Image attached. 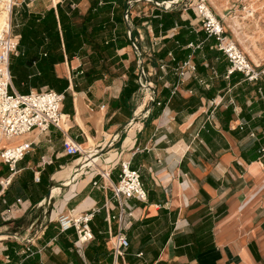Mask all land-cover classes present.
I'll list each match as a JSON object with an SVG mask.
<instances>
[{
    "label": "crops",
    "instance_id": "obj_1",
    "mask_svg": "<svg viewBox=\"0 0 264 264\" xmlns=\"http://www.w3.org/2000/svg\"><path fill=\"white\" fill-rule=\"evenodd\" d=\"M126 1L122 13L115 0H15L12 89H52L65 99L62 129L0 135V150L31 143L0 185V264H107L106 251L114 264L109 227L114 234L118 225L106 217L119 210L111 185L121 160L139 171L147 198L121 201L131 212L129 247L116 264H264V78L228 74L215 39L213 53L197 40L175 60L178 43L165 39L181 26L155 33L146 20L155 8L132 15L137 1ZM69 16L87 33L70 58ZM95 29L99 36L89 37ZM109 41L113 53L98 57L93 46ZM255 59L264 65V53ZM65 136L85 148L83 163L62 153ZM10 175L0 159V180ZM93 209V239L79 248L75 229L61 231L57 216Z\"/></svg>",
    "mask_w": 264,
    "mask_h": 264
},
{
    "label": "built area",
    "instance_id": "obj_2",
    "mask_svg": "<svg viewBox=\"0 0 264 264\" xmlns=\"http://www.w3.org/2000/svg\"><path fill=\"white\" fill-rule=\"evenodd\" d=\"M14 5L15 0H0V11L5 10L9 13L8 25L0 30V132L6 138L20 136L35 130L41 133L47 132L52 126L62 129L60 122L63 123L61 112L65 99L64 93H59L52 89L30 91L25 94L17 93L12 89L9 57L16 50L18 44V39L11 33L10 26V18ZM155 5L161 7L158 2H155ZM198 9L202 19L205 21L203 30L207 36L215 38L216 48L225 55L229 62L227 73L239 72L249 82H256L264 78V65L249 60L236 43L223 37L220 23L204 3L199 4ZM124 18L128 20L127 13H125ZM133 46L136 48L134 43ZM182 65L189 67V62H184ZM190 68L194 70L193 66ZM142 74H144V71L141 69L138 78L140 84L142 83L140 78ZM30 147L31 143L23 142L0 150V159L8 165L11 172L10 177L0 180L2 189L9 185L11 176L15 172L16 163L24 157ZM62 153L67 156L82 158L86 155L87 151L81 144L65 136L62 140ZM119 167L118 180L111 185L113 197L119 203V210L117 215L108 213L106 217L109 225L113 220H116L118 225L114 234H112L109 227L114 264H116L119 258L123 257L125 250L129 247V240L125 229L129 224L126 218L131 216V212L127 210V206L121 201L128 198L144 201L147 198L146 190L141 181V175L138 170L130 167V161L121 160ZM100 175L103 178L109 176L108 173ZM36 179L38 180V178ZM94 213V209L82 214H73L72 211L60 213L57 216V222L61 231L71 228L75 229V245L80 248L93 239L90 222L93 219Z\"/></svg>",
    "mask_w": 264,
    "mask_h": 264
},
{
    "label": "rangeland",
    "instance_id": "obj_3",
    "mask_svg": "<svg viewBox=\"0 0 264 264\" xmlns=\"http://www.w3.org/2000/svg\"><path fill=\"white\" fill-rule=\"evenodd\" d=\"M135 1L137 2L132 7V15H143V13L149 15L155 7H158L150 0ZM176 1L173 4L170 2L169 6L165 5L164 7L168 10H179L181 16L186 17L199 30L204 29L205 21L199 13L198 5L204 3L220 23L223 37L236 43L249 60L254 62L256 60L255 55L264 53V0ZM173 32L171 30L169 34ZM144 49L147 50L146 47ZM249 51L253 59L249 55Z\"/></svg>",
    "mask_w": 264,
    "mask_h": 264
},
{
    "label": "trees",
    "instance_id": "obj_4",
    "mask_svg": "<svg viewBox=\"0 0 264 264\" xmlns=\"http://www.w3.org/2000/svg\"><path fill=\"white\" fill-rule=\"evenodd\" d=\"M117 2V4L121 7L122 13L125 12V10L128 8V3L126 0H115ZM156 1H161V0H156ZM166 0L165 2L167 3ZM177 2V1H174ZM76 13V11L74 10L71 13V16H73ZM60 16H62V11H59ZM129 14V13H128ZM122 14L120 15H116L115 16V20L116 22H121L122 21ZM49 18L52 20L54 17L53 11H49L48 13ZM71 16H69V46L68 44L66 45V49L67 52H69V58L75 54H80L82 51V42L85 41V39L87 38V33H86V29L85 26H83L82 28H80L79 30L75 28V26L71 23ZM88 18L85 17V19ZM152 28L153 31L156 33L159 30L166 32L167 30L171 29L172 27H176V26H181L179 31L177 33H175L172 37L170 38H166V42L169 45L174 44V42L176 41L178 43V45H176L173 48L174 54H175V60L178 57H186L189 52L190 49L186 48V47H182L185 44H187L188 42H195L197 40H203L204 43V49L207 53H213V51H209V43L211 42V39H215L213 36H207L206 32L202 29L199 31H195L194 29H191L190 25L188 24V21H183L180 16L179 13L175 10V9H164L163 7H155V9L153 10V12L146 17ZM86 21V20H85ZM185 26V27H184ZM51 36H55V32L51 29L50 32ZM99 36V31L97 29H95L94 31H92L89 35V37L91 38H97ZM108 36L110 38H113L112 34L109 33ZM133 36V33H132ZM19 47H22V44L18 45ZM95 53L98 57L100 56H104L105 54L110 56L113 53V44L112 42H108L106 45H95L93 46ZM165 52V50H164ZM198 53V51H196ZM48 63V62H47ZM9 68L12 70L13 65L12 63H10ZM99 225H101L102 227L105 226V222L104 221H99ZM103 237V236H102ZM102 241V239H100ZM101 253V252H100ZM101 256V254H100ZM105 260L107 264L111 263V255L108 254V252L106 251V253L104 254Z\"/></svg>",
    "mask_w": 264,
    "mask_h": 264
},
{
    "label": "bare ground",
    "instance_id": "obj_5",
    "mask_svg": "<svg viewBox=\"0 0 264 264\" xmlns=\"http://www.w3.org/2000/svg\"><path fill=\"white\" fill-rule=\"evenodd\" d=\"M170 2L172 3L173 1H170ZM170 2L166 3V6H169ZM8 20H9V13L6 12L5 10H1V11H0V30L4 29V28L8 25ZM248 53H249V55H251V58L253 59L252 54H251L250 52H248ZM62 116H63V114H62ZM62 116H61V118H62ZM61 123H62V122H60V125H62ZM0 135H1L3 138H5V139H11V138H14V137L6 138V137H4V136L2 135L1 132H0ZM84 160H85V158H83V159L81 158V162L84 161ZM93 160H95V157H94ZM82 163H83V162H82ZM88 163H89V161H88Z\"/></svg>",
    "mask_w": 264,
    "mask_h": 264
}]
</instances>
